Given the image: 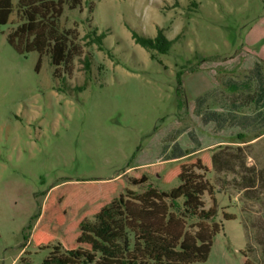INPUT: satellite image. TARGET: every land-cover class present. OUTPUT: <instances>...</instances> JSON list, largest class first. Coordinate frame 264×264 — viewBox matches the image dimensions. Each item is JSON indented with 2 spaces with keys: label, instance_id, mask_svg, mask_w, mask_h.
<instances>
[{
  "label": "rangeland",
  "instance_id": "374dc122",
  "mask_svg": "<svg viewBox=\"0 0 264 264\" xmlns=\"http://www.w3.org/2000/svg\"><path fill=\"white\" fill-rule=\"evenodd\" d=\"M86 1L93 11L84 4L61 18L82 46L61 78L47 55L39 63L38 52L8 43L15 15L0 25V264L78 248L83 220L128 190L178 186L181 166L198 159L213 185L205 207L221 224L207 264H264V129L217 131L196 112L203 95L204 114L220 109L213 91L230 92L264 60V0ZM94 27L112 56L86 38ZM159 28L177 40L154 59L133 32L155 37ZM226 145L243 150L230 148L235 169L218 173L211 156ZM242 161L260 175L252 192L238 188Z\"/></svg>",
  "mask_w": 264,
  "mask_h": 264
},
{
  "label": "trees",
  "instance_id": "16d2710c",
  "mask_svg": "<svg viewBox=\"0 0 264 264\" xmlns=\"http://www.w3.org/2000/svg\"><path fill=\"white\" fill-rule=\"evenodd\" d=\"M84 4L93 11L94 6L86 0H0V25L7 24L15 15L12 21L15 26L6 36L8 43L20 54L38 52L39 63L47 55L54 67L53 77L61 78L71 71L74 60L82 53L77 29L62 27L61 18L66 9H82ZM86 38L112 56L104 45L105 32L98 33L94 27ZM133 38L154 59L158 52H168L177 40L169 39L162 28L155 37L134 31ZM85 61L89 68V58ZM211 95L221 108L204 114L210 96L203 95L196 99V112L205 122H213L217 131L230 126L264 129V60H255L251 73L242 81L232 82L230 92L218 89ZM251 106L254 113H241L243 108ZM190 134L194 136L193 131ZM231 146L212 153V164L218 173L235 169L228 150L242 151L243 147ZM187 154L179 153L174 158ZM242 165L249 173L241 176L238 188L252 192L258 188L260 175L244 161ZM208 172V167L198 159L181 166L179 185L168 191L149 185L143 191L128 190L120 194L104 205L93 220L80 223L78 248L66 250L61 245L53 246L40 264H207L213 240L221 230L216 220L217 208L205 207L204 195L213 193ZM131 181L135 185L143 184L147 178ZM234 218L226 215V219ZM245 264L254 263L247 260Z\"/></svg>",
  "mask_w": 264,
  "mask_h": 264
}]
</instances>
